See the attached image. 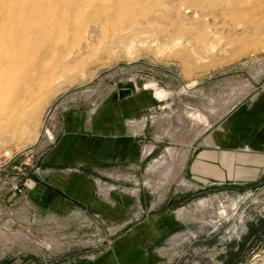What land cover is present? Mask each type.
Segmentation results:
<instances>
[{"label":"rangeland","instance_id":"374dc122","mask_svg":"<svg viewBox=\"0 0 264 264\" xmlns=\"http://www.w3.org/2000/svg\"><path fill=\"white\" fill-rule=\"evenodd\" d=\"M23 1L0 0V13H19ZM99 2L116 12L68 34L52 22L24 32L0 22V160L10 152L19 162L30 147L40 157L66 110L97 108L127 85L152 92L164 134L139 165L85 170L96 180L90 204L19 220L23 253L54 264L105 255L117 264H264V171L204 185L182 174L184 151L221 144L220 134L213 141L224 119L264 89V0Z\"/></svg>","mask_w":264,"mask_h":264},{"label":"crops","instance_id":"0c3cea01","mask_svg":"<svg viewBox=\"0 0 264 264\" xmlns=\"http://www.w3.org/2000/svg\"><path fill=\"white\" fill-rule=\"evenodd\" d=\"M128 87L132 92L119 97V90ZM117 89L97 108H71L63 113L61 125L53 129L57 133L54 140L40 157L44 178L33 175L21 194L9 191L0 180V264H54L23 253L19 220L31 222L36 209L61 217L77 205L90 204L97 192L96 180L85 170L100 173L105 168L139 165L153 155L164 134L155 127L151 113L158 105L155 96L145 84ZM249 106L224 119L226 133H217L213 141L217 143L220 134L221 144L202 147L200 141L193 152L191 148L184 151L183 175L199 185L204 180H257L264 171V89ZM244 172L250 177L238 176ZM93 259L76 256L64 264H117L107 255Z\"/></svg>","mask_w":264,"mask_h":264},{"label":"bare ground","instance_id":"6f19581e","mask_svg":"<svg viewBox=\"0 0 264 264\" xmlns=\"http://www.w3.org/2000/svg\"><path fill=\"white\" fill-rule=\"evenodd\" d=\"M4 1H6V0H4ZM87 2H88V5H86ZM112 5L113 4H110L107 6L105 3L103 4V3L99 2V0H24L20 5L21 10L19 13H17V10H19V9L13 7V5H11V6L9 5V11L8 12L0 13V22H1V25L3 28H6V27L11 28V29L7 30V32L12 30L14 25H18L20 27V30H22V28H25L26 26L28 27L30 25H32L31 27L33 28L34 27L33 24L37 21H40L42 23V26H46V25H48V23L52 22L53 25L55 24L56 27H58V28H56V29H59L58 32H65L66 34H68L67 32L81 28L83 26V24H85L87 21L89 22V20L90 21H92V20L97 21V19L98 20L103 19V21H104L106 19H109L112 16L111 14L116 12L115 11L116 8L115 9H113L112 7L110 8V6H112ZM86 6H87V9L85 8ZM84 9H86V10H84ZM82 10H84V11L81 14ZM16 14H22V15H16ZM79 14H81V15H79ZM76 16H78V18ZM40 22H37V23H40ZM101 22H102V20H101ZM96 24H99V23H96ZM53 27L54 26H52V28ZM92 30H93V28H92ZM260 30H262V29H260ZM22 31L24 32V30H22ZM10 32H9V35L11 34ZM12 34H14V36L13 35L11 36L12 40L16 41V39L18 38V34L17 33H12ZM58 35H62V34H58ZM26 57H27V54H26ZM12 60H13V58H12ZM8 61H10V60H8ZM15 66H13V67H15ZM6 67H8V66H5V71L9 70ZM16 67H18V66H16ZM18 69L19 68H17L16 70H18ZM3 70H4V68H3ZM11 72H13V71H11ZM157 94L159 96H162L163 91H159Z\"/></svg>","mask_w":264,"mask_h":264},{"label":"built area","instance_id":"2783aa9c","mask_svg":"<svg viewBox=\"0 0 264 264\" xmlns=\"http://www.w3.org/2000/svg\"><path fill=\"white\" fill-rule=\"evenodd\" d=\"M23 159L16 161V155L7 152L0 160V180L5 183L9 191L14 193L23 192L25 185L31 180V171L40 175L43 171L40 164V157L36 154L34 148L26 150Z\"/></svg>","mask_w":264,"mask_h":264},{"label":"trees","instance_id":"16d2710c","mask_svg":"<svg viewBox=\"0 0 264 264\" xmlns=\"http://www.w3.org/2000/svg\"><path fill=\"white\" fill-rule=\"evenodd\" d=\"M262 230H264V220H260V227H259V230L258 232L260 233Z\"/></svg>","mask_w":264,"mask_h":264},{"label":"water","instance_id":"95a60500","mask_svg":"<svg viewBox=\"0 0 264 264\" xmlns=\"http://www.w3.org/2000/svg\"><path fill=\"white\" fill-rule=\"evenodd\" d=\"M123 91H128V92L131 93V92H132V88L120 89V97H123V96H122Z\"/></svg>","mask_w":264,"mask_h":264}]
</instances>
